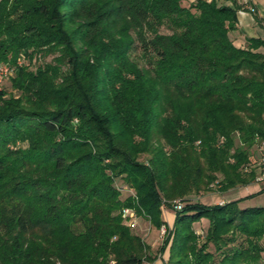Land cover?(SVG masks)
<instances>
[{"label":"trees","instance_id":"obj_1","mask_svg":"<svg viewBox=\"0 0 264 264\" xmlns=\"http://www.w3.org/2000/svg\"><path fill=\"white\" fill-rule=\"evenodd\" d=\"M229 1L0 0V264H261L264 204L189 197L252 183L264 144V41L233 43ZM125 207L164 226L155 254Z\"/></svg>","mask_w":264,"mask_h":264},{"label":"rangeland","instance_id":"obj_2","mask_svg":"<svg viewBox=\"0 0 264 264\" xmlns=\"http://www.w3.org/2000/svg\"><path fill=\"white\" fill-rule=\"evenodd\" d=\"M193 0H181V4L187 6ZM160 33H168L169 31L165 27L159 28ZM54 55L48 54L45 56L42 55H34L30 62H28V58L23 54H19V57L16 60H20L21 65H28V68H33L35 65L50 63L51 59ZM12 69V73H10L2 82V89L5 90V94L11 92L9 88V78L13 75L14 68L10 66ZM15 95V92L12 91ZM248 156V164L243 168V172L246 174L250 170L254 173V180L252 183L245 186H234L232 188H228L226 190H220L219 188V179L220 176L217 175V178L207 185V188H202L198 193L191 194L189 197L193 200H198L199 202L205 204H215L222 203L224 201L232 199V197L241 198L244 196H250L248 199L242 201L244 205L257 206L264 204V191H259L261 188H264V144L260 141H256L255 144L247 151ZM257 178L259 180H257ZM114 185H121V196H125L127 194H131V190L127 189L119 180H115ZM178 200L173 199L172 202ZM168 203L162 202L161 204V219L164 224L170 228L173 221V212L171 209L167 207ZM195 232L201 237L203 234L205 222L200 221L193 225ZM132 232L138 235L144 243L151 250L152 254H155L156 251L161 246V240L163 235L160 233L159 229L155 228L153 225L149 223V221L142 216L134 217V226L131 228ZM157 255V254H156ZM260 263L264 264V251L260 254ZM167 257V250L164 249L160 254H158L155 260L152 263L155 264H163ZM214 259L217 260V255H214Z\"/></svg>","mask_w":264,"mask_h":264},{"label":"crops","instance_id":"obj_3","mask_svg":"<svg viewBox=\"0 0 264 264\" xmlns=\"http://www.w3.org/2000/svg\"><path fill=\"white\" fill-rule=\"evenodd\" d=\"M225 4H230L229 0H220ZM237 4H242V0H235ZM251 4L253 12L247 6L241 5V8L236 11V26L237 29L229 33V37L236 46L244 45L245 37L260 38L264 41V0H248ZM258 18V21L254 19ZM264 53V49H260ZM237 197H232V199ZM228 201V200H227ZM155 264V263H151Z\"/></svg>","mask_w":264,"mask_h":264},{"label":"built area","instance_id":"obj_4","mask_svg":"<svg viewBox=\"0 0 264 264\" xmlns=\"http://www.w3.org/2000/svg\"><path fill=\"white\" fill-rule=\"evenodd\" d=\"M242 4L244 6H247L248 0H242ZM239 12H240V10H239ZM16 63L19 64L20 60H17ZM10 73H12V69L7 64L0 62V88L2 87L3 80ZM257 180H259V179L257 178ZM172 206L174 207V209H179L180 206H181V203L178 200H175V201L172 202ZM120 217L122 218L124 223L129 228H132L134 226L135 213H134V211L131 208H128V207L122 208V210L120 211ZM159 231H160V233L162 235L164 234L165 228H164L163 225L160 226ZM107 264H112V261H109ZM143 264H150V263L144 262Z\"/></svg>","mask_w":264,"mask_h":264}]
</instances>
